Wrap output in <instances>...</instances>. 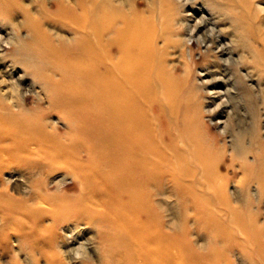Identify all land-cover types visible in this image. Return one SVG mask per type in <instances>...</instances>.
<instances>
[{"label":"bare ground","instance_id":"obj_1","mask_svg":"<svg viewBox=\"0 0 264 264\" xmlns=\"http://www.w3.org/2000/svg\"><path fill=\"white\" fill-rule=\"evenodd\" d=\"M8 1L0 0V11L7 9ZM175 1L179 9L175 13L176 29H172L178 32L176 45L182 47L186 70L194 62L190 39L204 43L205 51L215 48L205 42L200 18L182 9L189 0ZM61 2L58 16L72 32L71 48L45 43L42 52L25 51L19 31L13 28L18 63L39 89L33 95L35 105L27 104L31 95L22 94L19 80L13 77L14 65L9 69L2 66L4 56L0 55V224L6 223V216L19 222L2 230L0 254L12 249L18 258L12 264H39L40 258L45 264H229L223 253L215 258L203 256L189 241V250H184L182 244L187 240L173 236L170 219L166 218L169 214H163L158 222L146 207L144 187L158 180L168 181L177 157L186 155L182 137V148L171 147L168 143L174 141L173 133L161 132L158 118H152L155 113L169 118L188 107L181 96L185 83L175 80L176 67L169 57L174 51L167 50L177 46L172 42L159 46L161 30L157 31L154 24L108 17L99 0ZM11 36L2 40L0 35V48L3 41L14 40ZM218 53L213 52L217 61L231 60L230 55L224 59ZM239 67L230 88L228 84L217 85L222 82L216 80L215 72L210 79L208 71L195 73L191 82L202 99L211 100L202 106V112L222 124V134L231 120L228 102L233 89L253 106L251 74ZM237 134L233 139L238 141L241 135ZM230 144L231 149L238 150L236 142ZM200 153L203 151L193 153L195 160ZM9 170L31 177L21 196L8 190L11 176L1 177ZM58 175L71 182L65 185L64 179L55 180ZM256 186L249 190L254 196ZM67 222L91 227L80 242L84 249L81 254L73 255L65 245L83 238L85 229L74 235H62L54 229ZM256 232L250 225L234 235L252 245L253 254L264 264V241L259 250L253 247ZM258 232L264 237L263 226ZM23 239L33 243L20 255ZM230 248L238 263H245L247 255Z\"/></svg>","mask_w":264,"mask_h":264},{"label":"rangeland","instance_id":"obj_2","mask_svg":"<svg viewBox=\"0 0 264 264\" xmlns=\"http://www.w3.org/2000/svg\"><path fill=\"white\" fill-rule=\"evenodd\" d=\"M68 1L72 4L78 0ZM99 1L107 9L108 17H127L154 24L157 31L161 30L159 33L162 35L160 38L162 41L159 40V46L171 45L169 42L176 45L179 41V38H176L178 32L172 29V27L176 29L174 22H176L177 14L175 13L179 9V4L175 0ZM8 2L7 9L0 11L2 12L0 35L2 40H6L5 37L12 38L11 35H13L14 40L8 39V43L2 42L0 55L4 58L1 62L2 66L8 69L14 65L13 77L19 80L22 94L31 95L27 104L33 106L35 105L33 95L35 96L39 89L18 63L16 33L13 28L19 31L25 51L35 49L42 52L41 47H44L45 43L60 49L71 48L74 45L71 40L72 32L59 19L57 9L62 5L61 0H9ZM183 8L187 9L189 14L193 13L195 18H200L199 29L204 31L203 37L209 47L215 48L224 59L230 55L231 60L217 61L213 55L215 50L205 51L204 43H197L193 38L188 41V44L191 45L194 62L185 70L182 47L178 45H176L178 48L167 49L166 47L168 52L174 51L169 57L176 67L175 80L178 83L183 81L185 83V91L181 96L188 107L185 112L180 109L179 113H174L177 116L171 114L168 118V115L155 113L152 118H158L160 124L158 128L161 132L173 133L174 141L171 139V143H168L171 147L182 148L183 146L179 143L180 136L182 137V140L186 142L183 151L186 152L184 157L187 158L181 154L179 158L177 157L176 163L170 169L173 174L168 181L164 183L158 180L152 186L144 187L143 191L147 196L146 207L155 214L158 222L162 221L163 214H169L166 218L170 219L173 236L187 240L182 244L183 248H190L189 241L193 250L203 253V256L215 258L223 253L225 255L223 258L229 264H239L228 250L232 247L233 250H240L247 255L245 263L243 261L241 264H260V260L252 252V245L244 241L242 243L241 239L235 235H238L240 228L245 230L248 226L254 225L257 231V237L253 239L254 249L259 250L264 241V237L258 232L261 226L264 227L262 223L264 219V0H189ZM239 66L251 74V80H249L253 81L255 86L252 93L253 106L243 101L239 95H235L236 92L233 89L228 102L229 107H232L231 120L227 130L222 134L219 131L222 124L210 120L207 114L202 112V106H205V103H211V100L202 99V93H197L191 82L194 80L195 73L202 71L201 74H205L208 71L210 73L207 76L210 79L214 77L215 72L216 80L224 83L217 85L224 87L228 84L227 88H230L235 80H233V73ZM194 119H197V122ZM193 122H195L194 125ZM251 122L256 126H253ZM58 126L60 127L61 124L59 123ZM237 132L238 136L241 135L238 141L233 139ZM231 141L233 144L236 142L237 151L231 149ZM199 151L203 153H200L201 156L195 160L193 153ZM179 169L183 172L181 173ZM9 176L12 180L8 190L21 196L22 191L28 188L27 182L31 180V177L24 172L10 170L1 177ZM61 179H64L65 185L71 182L64 175H58L55 178V180ZM251 186L252 188L256 186V196L249 191ZM54 190L55 187H52L51 191L54 192ZM15 218L6 216L4 220L6 223L3 226L0 224V243L3 239L2 230L19 224ZM80 228L86 231L83 238L79 237L76 242L65 245V248L71 250L73 255L83 253V244L81 245L80 242L85 240L91 227L86 228L84 224L75 225L73 222L54 227L55 231L62 235H74ZM231 236L233 240H230ZM32 243L30 239L20 241L22 248L20 255L27 252ZM87 250L84 253L86 256L89 254ZM17 259L12 249L0 254V264H12ZM220 263L224 264L221 261ZM39 264H45L43 258L39 259Z\"/></svg>","mask_w":264,"mask_h":264}]
</instances>
